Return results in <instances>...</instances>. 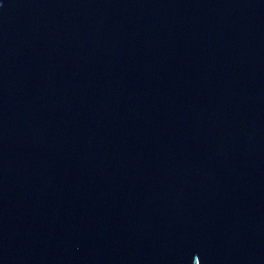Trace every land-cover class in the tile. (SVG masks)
Returning a JSON list of instances; mask_svg holds the SVG:
<instances>
[{
	"label": "water",
	"instance_id": "95a60500",
	"mask_svg": "<svg viewBox=\"0 0 264 264\" xmlns=\"http://www.w3.org/2000/svg\"><path fill=\"white\" fill-rule=\"evenodd\" d=\"M0 264H264V0H0Z\"/></svg>",
	"mask_w": 264,
	"mask_h": 264
}]
</instances>
